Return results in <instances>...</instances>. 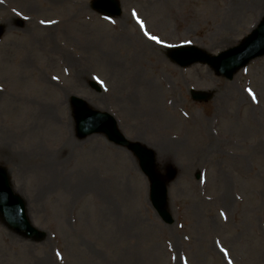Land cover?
<instances>
[{
  "label": "rangeland",
  "instance_id": "1",
  "mask_svg": "<svg viewBox=\"0 0 264 264\" xmlns=\"http://www.w3.org/2000/svg\"><path fill=\"white\" fill-rule=\"evenodd\" d=\"M89 1L0 0V143L23 163L0 169L38 231L26 237L0 215V264H228L217 243L232 264H264V55L230 80L168 57L175 47L217 56L239 45L264 0H118L113 20ZM133 12L174 47H146ZM191 90L210 100L194 102ZM72 97L166 158L155 168L172 224L153 211L136 158L101 134L76 137ZM35 152L57 166L37 165ZM91 181L102 194L81 192Z\"/></svg>",
  "mask_w": 264,
  "mask_h": 264
},
{
  "label": "water",
  "instance_id": "2",
  "mask_svg": "<svg viewBox=\"0 0 264 264\" xmlns=\"http://www.w3.org/2000/svg\"><path fill=\"white\" fill-rule=\"evenodd\" d=\"M93 9H97L103 14L116 15L119 10L116 9V4L114 1L105 0H94L92 3ZM264 53V19L260 23V26L254 30V32L246 38L239 47L229 49V51L221 53L218 57L209 59L200 54H192L191 52H186L184 56L179 53H174L172 57L176 59L181 65L189 64L195 62L196 60H201L210 63L214 67L217 73L224 75L227 78L232 77V73L244 66L253 57L260 56ZM195 99L201 98L200 96L194 97ZM77 100H74L76 103ZM99 118H105L100 116ZM93 116V120L99 119ZM106 124L102 125L105 127V133L110 140L116 141L119 144L125 143L124 140L117 135L116 125H114L113 119L108 118ZM98 129V126L94 122L85 126V117L80 119V125L78 128L79 135H87ZM134 151L136 155L140 158V166L144 173L149 177L152 174L151 168V157L147 152H144L140 147L134 146ZM152 194L151 201L157 212L160 213L164 221H169V217L165 212L161 211L162 206L165 201V193L163 185L152 176ZM0 212L4 218H6L8 224L13 229H18L24 231L26 235H33L35 231L30 227L27 218L24 214V207L19 198L12 195V192L7 184V180L4 174L0 173Z\"/></svg>",
  "mask_w": 264,
  "mask_h": 264
},
{
  "label": "bare ground",
  "instance_id": "3",
  "mask_svg": "<svg viewBox=\"0 0 264 264\" xmlns=\"http://www.w3.org/2000/svg\"><path fill=\"white\" fill-rule=\"evenodd\" d=\"M144 45L146 47L149 48H154V50L156 51H160L155 45H153L152 43H150L149 41H143ZM43 115H45V117H47V119H51V114L49 110H44ZM48 122L50 120H47ZM68 144L70 146H73L76 144L75 141H68ZM168 146L170 147H176L177 146V142L176 141H169L167 143ZM65 148H67V144H65ZM155 155L158 159V161H160L161 163L164 162V160L166 158L162 157L160 152L157 153L155 152ZM19 157H16L14 152H11V150L8 147V144L1 142L0 143V162H5L9 165H11V171H13V169L16 167V165H21L23 164L21 161H18ZM163 160V161H162ZM31 161H33L34 163H36L37 165H45V168H48L50 170H52V167L57 166V164L55 163V161L52 160L51 157L48 156H42L41 153L39 152H35L34 156L32 157ZM166 170V169H165ZM82 190L81 192H87L90 193L94 192L97 193L98 195L102 194V190H103V186L101 188V185L98 183V181H91V182H86L82 185Z\"/></svg>",
  "mask_w": 264,
  "mask_h": 264
},
{
  "label": "snow or ice",
  "instance_id": "4",
  "mask_svg": "<svg viewBox=\"0 0 264 264\" xmlns=\"http://www.w3.org/2000/svg\"><path fill=\"white\" fill-rule=\"evenodd\" d=\"M17 16L20 15V13H16ZM25 19H27V17H24ZM132 18L136 20V23L139 25L141 32H143L144 36L148 39L153 41L155 44L160 45L161 48H172L174 47V45L171 44H164L160 39H158L156 36L154 35H150L146 29H145V25L142 21H140L137 18V14L135 12L132 13ZM43 23V21L41 22ZM53 80H56L57 77L53 76L52 77ZM94 80H97V83H101L96 77H93ZM103 86V85H102ZM107 90V89H105ZM245 91L248 93V96L252 98V103H256V97L253 94V92L250 89H245ZM221 217H224V213L221 212L220 213ZM226 219V217H224ZM218 248H220V251L224 254V258L228 260V264H232V261L230 259H228V252L223 248L220 247L219 243H217L216 245ZM56 258L57 259H62L61 254L59 252L56 253Z\"/></svg>",
  "mask_w": 264,
  "mask_h": 264
}]
</instances>
